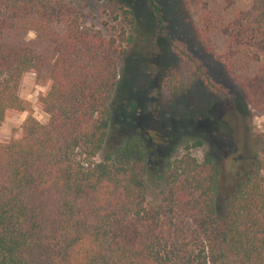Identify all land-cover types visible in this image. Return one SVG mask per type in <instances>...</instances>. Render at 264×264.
<instances>
[{
  "label": "trees",
  "instance_id": "obj_1",
  "mask_svg": "<svg viewBox=\"0 0 264 264\" xmlns=\"http://www.w3.org/2000/svg\"><path fill=\"white\" fill-rule=\"evenodd\" d=\"M148 2L167 37L168 4L189 14L194 5L208 21L204 35L223 39L232 68L258 64L242 86L247 102L264 110V0ZM122 13L136 31L132 11ZM128 42L124 30L106 39L87 27L70 0H0V264H264V133L252 136L257 152L224 216L215 210L219 164L190 154L200 140L158 174L157 209L145 206L147 125L134 122L136 133L94 162L109 139L117 59ZM29 73L44 86L37 107L45 124L19 95ZM182 85L173 79L168 89ZM23 113L21 132L3 139L5 120Z\"/></svg>",
  "mask_w": 264,
  "mask_h": 264
},
{
  "label": "rangeland",
  "instance_id": "obj_2",
  "mask_svg": "<svg viewBox=\"0 0 264 264\" xmlns=\"http://www.w3.org/2000/svg\"><path fill=\"white\" fill-rule=\"evenodd\" d=\"M70 1L83 15V23L100 31L106 39L117 38L122 30L126 37H131V42L123 45L125 54L117 59L109 139L94 162L112 156L126 138L134 135V122L147 125L150 159L145 177V206L157 209L164 197L158 174L164 172L167 161L186 153V145L200 140L203 146L192 148L190 154L198 162L211 155L219 164L221 176L215 210L218 216H224L236 182L249 170L247 162L257 152L252 136L264 133V110L247 102L242 86L258 70V64L252 60L244 65L236 63L232 68L223 39L213 33L204 35L208 21L194 5L189 14L168 4L167 37L160 31L148 0ZM227 5L228 0H216V6ZM122 10L132 11L136 31L128 26ZM34 39L35 35L30 33L28 40ZM183 54L194 60L201 73ZM173 79L183 84L180 91L168 89V82ZM43 91L44 86L37 83L35 74L23 76L19 95L41 124L47 122V116L37 107ZM130 103L135 104L134 112L128 111ZM27 116L23 113L8 117L1 127L2 138L8 140L19 134Z\"/></svg>",
  "mask_w": 264,
  "mask_h": 264
},
{
  "label": "built area",
  "instance_id": "obj_3",
  "mask_svg": "<svg viewBox=\"0 0 264 264\" xmlns=\"http://www.w3.org/2000/svg\"><path fill=\"white\" fill-rule=\"evenodd\" d=\"M85 167H87V165H84Z\"/></svg>",
  "mask_w": 264,
  "mask_h": 264
}]
</instances>
